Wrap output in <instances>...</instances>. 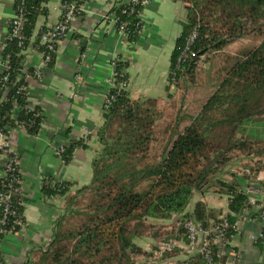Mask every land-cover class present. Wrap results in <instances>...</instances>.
Listing matches in <instances>:
<instances>
[{"label":"trees","instance_id":"16d2710c","mask_svg":"<svg viewBox=\"0 0 264 264\" xmlns=\"http://www.w3.org/2000/svg\"><path fill=\"white\" fill-rule=\"evenodd\" d=\"M46 1L15 0L14 12L24 20L21 37L8 36L0 47V59H7V67L0 69V133L5 136L19 125L35 135L43 120L39 108L26 109L27 79L33 76V70H24V53L32 47L49 54L48 64L55 58V52L40 44L41 34L49 29L42 28L33 36L37 17L46 13ZM86 1L69 3L79 6ZM180 1L185 7V19L180 24L168 70V83L176 87L192 75L199 59L220 42L243 36L242 20L264 19V0ZM111 5L108 14L115 16L117 26L124 24L128 41L136 42L140 37L142 6L131 5L127 0H116ZM63 11L64 8L62 14ZM7 25L9 29L11 21ZM192 32L195 39L183 53ZM223 65V75L212 92L188 116L182 131L174 138V131L169 135L159 161L152 162L149 146L158 116L154 101L129 99L125 91L126 64L116 61L117 81L123 88L110 91L112 100L104 109L103 124L97 131L100 149L92 163L90 183L75 195L67 196V182L52 178L41 181L44 199L65 197L64 212L57 220L49 245L32 251L25 264H141L138 257L148 258L155 248L151 245L148 252L142 251L135 242L140 235L147 234L150 224L146 221L177 215L172 237L186 241L183 224L193 221L204 230L211 224L223 225V242L231 241L247 207L240 182L249 180L247 171L253 176L264 174V38L233 56L225 55ZM180 118L179 115L174 121L175 131ZM79 145L84 147L81 141L63 146L61 160L69 162ZM232 155L247 162L235 174L229 172L230 179H224V169L230 165ZM19 180L21 175L16 168L7 171L4 167L0 193L10 196V207L22 216L23 195L14 191L19 188ZM211 186L225 195L224 210L209 208L201 200L193 203L195 193L201 194ZM1 210L2 206L0 214ZM12 219L7 216L4 229L11 228ZM19 230L15 227L10 234ZM6 235L0 233V244ZM226 248L235 250L228 244ZM216 249L208 245L209 259L200 253L180 259L179 251L164 257L175 258L174 264H226L227 257L217 254Z\"/></svg>","mask_w":264,"mask_h":264},{"label":"crops","instance_id":"0c3cea01","mask_svg":"<svg viewBox=\"0 0 264 264\" xmlns=\"http://www.w3.org/2000/svg\"><path fill=\"white\" fill-rule=\"evenodd\" d=\"M114 1L87 0L82 15L70 21L52 63L43 64L32 47L24 53L25 68H38L40 71L39 76L27 79L26 93L28 103L41 110L43 120L35 135L29 134L23 127L8 132L9 151L20 159L24 225L1 241L0 253L5 264H25L32 251L45 249L51 241L57 220L64 212L65 197L44 199L40 187L44 178L67 182V196L75 195L90 183L92 163L100 149L97 131L103 124L102 103L109 89L113 61L120 60L126 64L125 91L129 99L154 101L156 111L161 112L155 123L163 120L166 125L172 119L174 124L183 110L181 102L187 95L181 91V86L186 77L178 87L171 86L168 70L175 40L181 31L180 24L185 19L184 4L180 0H152L141 13L143 28L140 37L130 43L112 22L102 17ZM14 4L15 0H0V42L3 41L7 22L13 16ZM43 6L46 13L37 17L33 36L42 28L53 27L60 20L61 0H47ZM81 53H85L82 60ZM205 61H208L207 57ZM171 133L168 130L164 142ZM85 135L84 147H76L69 162L64 163L55 155L57 147L81 141ZM238 160H242L240 163L245 161ZM252 160L256 161V158ZM5 163L6 156L1 155L0 176ZM240 184L243 186L245 181ZM224 196L219 191L207 196L201 193L193 198V203L204 200L209 208L224 210ZM257 202V208L243 209L232 240V246L239 255V264H264V242H255L250 238L261 229L257 219L259 211L264 210V195L258 197ZM148 221L166 224L164 219ZM143 239L137 238L135 242L142 251L148 252L156 241L150 242L151 245L146 248ZM138 258L139 261L143 259L142 256Z\"/></svg>","mask_w":264,"mask_h":264},{"label":"built area","instance_id":"2783aa9c","mask_svg":"<svg viewBox=\"0 0 264 264\" xmlns=\"http://www.w3.org/2000/svg\"><path fill=\"white\" fill-rule=\"evenodd\" d=\"M151 1L152 0H127V2L130 3L131 5L140 4L143 9L146 6H148L151 3ZM83 6L84 4L76 6L73 2L69 3V0H61V8H64L65 11H63V14L61 12L60 20L56 25L48 28L49 29L48 31L41 34L40 44L45 45L47 50L56 53L58 49V43L61 40V35L63 34V32L69 29V24L72 19L81 16V13H83ZM111 6L112 5H110V8ZM77 13L78 14L80 13V15H75ZM141 13L142 12L139 13V18L142 23L141 24V31H142L143 22L141 19ZM102 17L104 20L108 22H112L115 25L117 31L126 36L124 30V24H120L117 26V22H116L117 20L115 19V16H113L112 14H108L107 11L105 14H103ZM9 21H11L12 26L8 29V25H6L5 33L3 35V41L0 42L1 48L3 46V42L6 40L8 36H13L18 38L21 37L20 28L24 21L22 15L16 14L14 12L12 18ZM141 31L139 32L140 35H141ZM194 39H195V33L192 32L187 38L183 53L189 50V46L193 43ZM28 49H30V47ZM37 53L40 55L43 64H47L51 60L49 54L39 53V52ZM84 56L85 53H81L80 55L81 60L83 59ZM6 67H7V59L6 60L0 59V69L2 70ZM112 67H113V72L110 78L108 79L109 89L105 92L102 103L103 112L104 109H106L107 105L112 100L110 91L116 88H123V84L117 81L118 76L116 72V61L112 62ZM26 69L29 68H25L24 66V70ZM32 70H33V76L40 75V71L38 68H34ZM26 101H27V93H26ZM33 108L34 107H32L27 101L26 109L33 110ZM18 127H23V126L19 125ZM86 136L87 135L83 136V139L81 140V144H84L86 142L87 140ZM7 137L8 136H5L0 133V152H1L0 156L1 155L6 156V163L4 167L7 169V171L16 168L17 171L20 173L19 156L9 151V143L7 141L8 140ZM62 150H63V146L57 147L55 149V155L61 158ZM9 155H12V157H10ZM246 174L249 176V180H245V184L241 187L243 192L247 196V202H246L247 207L245 208L248 209L250 208L251 210L257 208L256 207L258 205L257 198L264 195V175L259 174L257 176L256 175L253 176L252 174L250 175L248 171L246 172ZM56 182H60V181H56ZM16 183L19 185V188L14 189V191L22 194L21 180L16 181ZM9 198H10L9 195L0 193V206H2V210L0 214V233H5V234L12 233L11 231H13L15 227L21 229L24 225L22 216L21 215L17 216L16 213L10 207L8 203ZM21 204L23 206V200ZM225 213L226 212L223 211V214ZM9 215L13 217L11 221L12 226H10L11 227L10 229L6 230L4 229V225L6 223L7 216ZM239 219H241V216ZM257 220L260 223L261 229L256 235L250 236V238L255 242H264V210L259 211V219ZM178 225H180V223H178L177 226ZM183 228H184V235L186 241H182V239H179L177 237H171L169 239H165L162 241H156V243L154 244L155 248L151 251V255L146 259L140 260L141 264H174L175 258H171V257L165 258L164 255L171 254L175 251H179L180 253L179 257H182L183 259H185L188 255H192L195 253H200L206 259H209V251L207 250L209 244L217 247L216 249L217 254L225 255L227 257L226 264H239V255L237 251L231 249L229 250L226 248L227 244L230 247L234 248L232 246V240L236 234L232 237L230 242H226V243L223 242V233H224L223 225L211 224L207 230H204L201 228V226H199L195 222L187 221L183 224ZM235 231L237 233V225ZM2 262H4V260L0 253V264Z\"/></svg>","mask_w":264,"mask_h":264},{"label":"rangeland","instance_id":"374dc122","mask_svg":"<svg viewBox=\"0 0 264 264\" xmlns=\"http://www.w3.org/2000/svg\"><path fill=\"white\" fill-rule=\"evenodd\" d=\"M242 26L244 28V34L240 38L233 39V40H223L220 42L213 52L206 54L204 57H201L196 64L192 75H187L186 79L181 86V91H185L187 97L186 99L181 102L183 105V110L180 114V121L178 123V130H174L173 120H169L168 123L165 125L163 120H159L153 124L152 130V141L149 146V157L152 162L159 161V155L161 153V149L166 146V135L169 131H174L171 138L175 137L176 134L182 131V128L185 124L188 123V116L193 113L196 108L201 103V98L207 97L212 90L214 89L215 85L217 84L218 80L222 77L223 72V64H224V56L229 55L233 56L238 51L249 49L258 44V42L264 38V19L258 20H242ZM205 57H208V61H205ZM178 99V97H177ZM178 101V100H177ZM178 104V103H177ZM156 108V107H154ZM160 110V109H157ZM161 112L157 111V118L160 117ZM116 129V128H112ZM159 158V159H157ZM233 158V155H232ZM238 159L233 158L230 162V165L226 166L223 173L224 179H229V172L234 173L238 169L242 168L247 161L240 163L241 161H237ZM241 164V165H240ZM243 165V166H242ZM251 165V163H250ZM218 176V175H217ZM222 177V176H218ZM218 191V188L215 186L205 187L203 190L204 195L212 194L213 192ZM198 193H195L194 197H198ZM204 201V200H203ZM205 203V202H204ZM208 204V203H207ZM206 204V205H207ZM179 216H173L171 219L166 220V224L158 225L153 222H146L150 228L146 230V235H140L141 239L143 236L142 243L146 248H148L151 243L155 241H162L165 239H169L173 236L171 232L173 226L177 222L176 219ZM175 218V219H174ZM146 236V237H145ZM138 242V241H137ZM151 242V243H150ZM140 259V258H138Z\"/></svg>","mask_w":264,"mask_h":264}]
</instances>
